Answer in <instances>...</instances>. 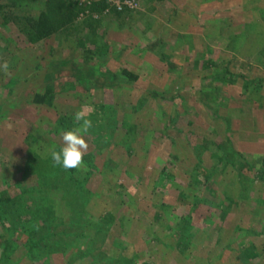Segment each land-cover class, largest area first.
Here are the masks:
<instances>
[{
    "label": "rangeland",
    "instance_id": "obj_1",
    "mask_svg": "<svg viewBox=\"0 0 264 264\" xmlns=\"http://www.w3.org/2000/svg\"><path fill=\"white\" fill-rule=\"evenodd\" d=\"M94 1L0 0V264H264V0Z\"/></svg>",
    "mask_w": 264,
    "mask_h": 264
},
{
    "label": "clouds",
    "instance_id": "obj_2",
    "mask_svg": "<svg viewBox=\"0 0 264 264\" xmlns=\"http://www.w3.org/2000/svg\"><path fill=\"white\" fill-rule=\"evenodd\" d=\"M0 67L3 68L6 74L8 73L9 64L7 61H4ZM92 111L93 109L90 107L83 106L75 112L74 120L78 126L62 133L63 146L60 150L55 148L50 150L53 166H60L64 170L86 169L84 156L88 151L89 144L85 136L93 127L92 120L88 118Z\"/></svg>",
    "mask_w": 264,
    "mask_h": 264
},
{
    "label": "trees",
    "instance_id": "obj_3",
    "mask_svg": "<svg viewBox=\"0 0 264 264\" xmlns=\"http://www.w3.org/2000/svg\"><path fill=\"white\" fill-rule=\"evenodd\" d=\"M106 1L107 0H97V1H94V2H92V8H93V10H96V11H102V10H104L105 9V6L107 5L106 4ZM33 23H34V25H36L37 26V28H38V32H37V37H36V39H41V38H44V37H47L48 35H50L52 32H54V31H56L57 30V25L53 22V20L50 18V16L47 14V13H45V12H43L40 16H39V18L37 19V20H33ZM96 51H93L92 53H91V55L89 56V57H87V60L89 61L90 59H94V57H93V55H94V53H95ZM207 64H208V62H207ZM114 77V76H113ZM33 100L35 101V102H48V100H47V98L44 96V94L42 95L41 93H36V94H34V97H33ZM2 112V114L4 113V114H6L7 112H8V109H5V106L2 108V109H0V113ZM226 148L230 151V152H233L234 150H233V148H232V146H230V145H228V146H226ZM236 156L237 157H240V159H242V160H244V161H247L246 160V158H245V156H243V153L242 152H240V151H238L237 152V154H236ZM229 161V160H228ZM37 163V162H36ZM215 164V163H214ZM247 165H249V164H247ZM215 166H217V164H215ZM92 166H90V168H91ZM87 169H88V167H86ZM94 168V167H93ZM96 169H97V167H95ZM213 169H215L216 170V172H218V167L217 168H213ZM245 169V168H244ZM240 170L241 172V175L242 176H246V174H245V170ZM68 171V173H69V177L70 178H73L74 176L72 175L73 174V171H74V169H69V170H67ZM213 175L214 174H206V177L205 178H210V180H211V178L213 177ZM257 179V180H256ZM260 179H263L262 178V174L261 173H256V172H254V175H253V178H251L250 180L252 181V182H255V181H257V182H260L259 180ZM210 182V181H209ZM256 182V183H257ZM253 188V190L252 191H254V187H252V185H251V189ZM37 209V208H36ZM38 209H39V206H38ZM35 210H32V212H34ZM37 211V210H36ZM30 212V211H29Z\"/></svg>",
    "mask_w": 264,
    "mask_h": 264
},
{
    "label": "built area",
    "instance_id": "obj_4",
    "mask_svg": "<svg viewBox=\"0 0 264 264\" xmlns=\"http://www.w3.org/2000/svg\"><path fill=\"white\" fill-rule=\"evenodd\" d=\"M133 5L132 2H119L117 3V9L122 10L124 8H131Z\"/></svg>",
    "mask_w": 264,
    "mask_h": 264
},
{
    "label": "crops",
    "instance_id": "obj_5",
    "mask_svg": "<svg viewBox=\"0 0 264 264\" xmlns=\"http://www.w3.org/2000/svg\"><path fill=\"white\" fill-rule=\"evenodd\" d=\"M206 66H207V64H206ZM171 67L172 68H175L176 67V65L173 63L172 65H171ZM213 68V67H212ZM36 93H41V92H39V91H37ZM35 93V94H36ZM42 95H43V93H41ZM0 114H2V112L0 113ZM193 149H194V151H195V148L193 147Z\"/></svg>",
    "mask_w": 264,
    "mask_h": 264
}]
</instances>
